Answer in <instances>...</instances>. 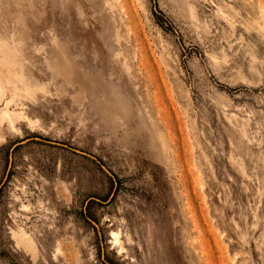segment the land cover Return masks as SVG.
<instances>
[{
  "label": "rangeland",
  "instance_id": "374dc122",
  "mask_svg": "<svg viewBox=\"0 0 264 264\" xmlns=\"http://www.w3.org/2000/svg\"><path fill=\"white\" fill-rule=\"evenodd\" d=\"M87 217L111 264H264V0H0V264H106Z\"/></svg>",
  "mask_w": 264,
  "mask_h": 264
},
{
  "label": "water",
  "instance_id": "95a60500",
  "mask_svg": "<svg viewBox=\"0 0 264 264\" xmlns=\"http://www.w3.org/2000/svg\"><path fill=\"white\" fill-rule=\"evenodd\" d=\"M31 138H26V139H23V140H20L18 142H15L12 146H11V149H10V153H9V161H8V165H10L11 163V151L17 146V145H20V144H23L27 141H29ZM49 143L51 144H56V145H59V146H63V147H66L74 152H77L79 154H83V155H86L88 156L89 158H92L93 160H96V158L89 154V153H86L84 151H81V150H78L76 148H72V147H69L65 144H62V143H58V142H54V141H48ZM101 168L111 177L113 178V175L111 174V172L102 164H100ZM90 199H93V200H96V201H100L98 198H95V197H91ZM87 220H89V222H91V224L95 227L96 231H97V235L99 237V241H100V246H101V259L106 263V264H111V263H108L105 261L104 257H103V246H102V240H101V233L99 231V227L97 225L96 222H94L93 220H91L90 218L87 217Z\"/></svg>",
  "mask_w": 264,
  "mask_h": 264
}]
</instances>
